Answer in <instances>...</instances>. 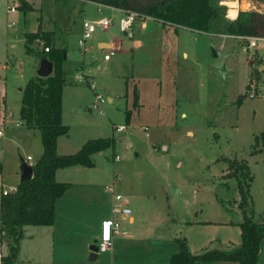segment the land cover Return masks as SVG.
I'll use <instances>...</instances> for the list:
<instances>
[{"label":"rangeland","instance_id":"obj_1","mask_svg":"<svg viewBox=\"0 0 264 264\" xmlns=\"http://www.w3.org/2000/svg\"><path fill=\"white\" fill-rule=\"evenodd\" d=\"M28 1L35 9L7 14L6 1L0 0V124L4 114L6 121L0 138V194L19 181L20 159L27 154L37 159L41 150L37 130L28 131L18 143L16 134L22 128L14 127L19 121L26 76L32 71L33 57L24 51L22 34L39 26L41 31L53 33V46L63 48L66 54L61 122L68 126V132L60 139V150L66 142L65 151L73 153L87 140L113 139V145L94 154L89 161L92 165L84 170L91 178L103 181V190L104 185L111 186L114 194L122 196L136 217L135 225L161 222L166 230L170 228L176 242V238H185L192 248L199 241H206L207 246L210 240L218 244L222 229L215 221L223 214L235 217L237 208H232L230 200H239L237 182L225 176L227 164L221 157L247 162L253 176L250 192L255 217L260 219L264 203V99L246 96L252 73L239 45L231 46L216 35L191 29L175 30L143 16L137 18L131 39L119 30V15L96 8L91 1ZM103 16L112 17L113 24L108 30L93 28L82 53L77 42L82 20ZM113 38L120 41L117 49L97 45ZM23 43L37 52L45 45L42 37ZM167 45L172 69L162 70ZM258 49L264 53L263 42ZM113 50L111 58L104 60ZM182 51L187 56L183 57ZM77 73L86 75L88 82L76 81ZM90 81L94 89H90ZM134 88L138 90L139 110L133 108ZM94 93L105 97L103 114L90 107ZM257 104L260 107L254 110ZM127 110L133 111L128 122ZM119 124L127 125L123 133L114 129ZM257 148L260 150L252 153ZM93 197L105 211L107 197ZM192 220L201 222L189 223ZM92 235L93 244L100 234ZM207 249H213L212 244ZM4 252L2 245L0 253Z\"/></svg>","mask_w":264,"mask_h":264},{"label":"trees","instance_id":"obj_2","mask_svg":"<svg viewBox=\"0 0 264 264\" xmlns=\"http://www.w3.org/2000/svg\"><path fill=\"white\" fill-rule=\"evenodd\" d=\"M95 4L116 9L135 11L139 15L153 18L162 24H170L177 29L186 27L208 34H227L245 37H264V10H239L229 12L225 17L226 6L222 0H87ZM264 4V0H257ZM20 11L32 10L30 4L21 0ZM237 12V11H236ZM42 37L43 47L48 51H35L24 44L26 53H33L38 58L43 54L52 62V73L46 77L30 78L22 89L18 115L24 127L39 132L41 153L32 163V176L29 180L18 181L13 191L0 194V245L5 252L0 255V264H14L24 225H51L54 219V201L68 187L67 182L55 179V171L73 165H83L90 161V156L111 145V138H96L85 141L75 152L58 154L56 140L66 135L68 126L61 122V94L64 83L62 62L65 50L52 44L50 32L37 28L35 32L24 34L28 43ZM138 90H133V108L138 106ZM132 111H126V121ZM264 136V132L262 133ZM258 140V137L256 138ZM227 164L226 177H233L237 182L239 194L238 207L242 211L240 244L231 249H204L193 254L185 238H176L179 245L177 253L170 257V264H192L195 261H235L238 264H261L259 259L261 240L264 237V207L260 219L255 217L253 197L250 192L253 176L244 159L221 157ZM1 172V162H0ZM264 191V186H263ZM264 199V198H263Z\"/></svg>","mask_w":264,"mask_h":264},{"label":"crops","instance_id":"obj_3","mask_svg":"<svg viewBox=\"0 0 264 264\" xmlns=\"http://www.w3.org/2000/svg\"><path fill=\"white\" fill-rule=\"evenodd\" d=\"M25 1H27L30 4L32 10L35 9L34 5L31 2H29L28 0ZM221 4L226 6L225 17L228 20H234L237 17L239 10H255V9L258 11L264 10V4L259 3L257 0H223L221 1ZM245 4L247 5L246 7H244ZM229 5L232 8H234L233 11H235L237 8L235 18L233 19L228 16ZM103 7L107 11H109L110 14L113 16L122 15L121 9H116L108 6H103ZM146 18L153 20V18L150 17H146ZM166 25H170V24H166ZM178 28L189 29L186 27H178ZM47 32L53 34L51 31H47ZM201 33H205V32H201ZM24 34L25 33L22 34V39H21L23 47H24L23 41H25ZM211 35H216L220 37L223 42H225V40L229 41L231 46H234L236 44L239 45L240 47V38L237 36L227 35V34H211ZM51 38H53V35L51 36ZM136 43L137 45H139L140 41H137ZM119 44L120 41L118 38L117 39L113 38L110 41H99V43H97V45H99L101 49H106V48L117 49ZM28 46H30V44ZM220 46L221 48H223L222 47L223 43H221ZM168 49H169L168 45L165 46V48H163V55H162L163 57L161 59L162 70H164L165 68H168L167 70L172 69L171 67L173 60L170 57H168V55H166ZM39 52L42 53V50H40ZM30 55L31 57H33L31 61L32 71H30L27 74L26 76L27 81L30 78L36 76L35 70L37 67V60H38V57L35 54L30 53ZM182 55L183 57L187 56V53L185 51H182ZM42 56L45 55L43 54ZM245 65L248 67L249 71L252 72L251 66L246 62V59H245ZM84 76L85 78H87L86 75ZM108 101L112 102L113 99L109 97ZM61 107H62V99H61ZM139 107L140 105L138 103V106L134 108V110H139L140 109ZM258 107H260V104L254 106V110H256V108ZM131 115H133V111ZM4 116L2 118V122L4 124L3 129L6 127L5 125L6 121ZM18 120H19L18 121L19 124L16 125L17 122H15L14 127L22 128L16 134L17 142L20 143L18 140H20L23 136H27L28 131L34 132L36 129H29L24 127L22 121L19 118V115H18ZM148 129L146 131H148ZM124 131H122V133ZM261 132H264V123L262 125ZM188 133L191 134L190 131ZM61 137H63V135L57 137L56 151L58 154L69 153V151H65V149L67 148L66 141H65L66 142L65 146H64V142H62V145L64 147L62 148V150H60L59 145L61 142L60 141ZM0 138H3V136ZM162 146L163 149H166L165 145ZM76 148H78V146ZM258 150L260 149L257 148L255 149V151L252 150V153L257 152ZM93 155L90 156V159ZM115 159H118L117 155ZM35 160L36 159L32 160L31 158L32 163ZM91 165H92L91 163L90 165H75L70 167L59 168L55 171V175H54L55 179L59 182H67L69 185L65 189L63 194L54 201L53 222L51 225H47V226H43V225L22 226V238L20 239L19 242L18 254L14 264H170V257L173 254L177 253L179 250V245L175 241V236L173 235V232L170 230V228L166 230L161 222H159L161 225L160 224H152L146 226L144 224L135 225L134 223L136 217L132 214L131 210L129 214L122 216L121 218V232L114 236L112 250L108 253H104L105 255L102 258L100 257L101 255L99 254L94 260L88 259V254L90 252V245H92V239H93L92 233L93 234L97 233V235L100 234L101 221L111 215L110 205L112 204L114 199L113 188L112 190L108 189V187L111 186L104 185V190H103V186H102L103 181H99L96 178H91V176L88 175L87 170H84ZM67 172H72V173L68 175ZM58 176L60 178H58ZM14 186H12V188H14ZM263 186H264V177H263ZM105 190L108 192H106ZM109 192H111L112 194H110ZM94 195H104L107 197L108 202L105 211H102L101 206L95 204L93 197ZM263 196H264V191H263ZM237 200L238 198H234L233 200H230L231 201L230 205L232 206V208L235 207L237 208V213L235 217H230L226 214H223L220 217V219L215 221L220 225L222 229L221 230L222 233L219 235V237L216 240L218 241V244H215L214 242L215 240H210L207 246L205 243L206 241H199V242H194L192 248L190 243V246L188 247L191 253L193 254L200 253L204 249L210 248L211 244L213 249L214 248L231 249L240 244L241 231L239 227V222H241L242 220V211L238 207ZM123 204L125 205L124 202ZM263 207H264V203L261 210H263ZM170 213H172V211H170ZM197 222H201V221H193V220L189 221V223H197ZM1 246L2 245H0V247ZM259 259H260V263L264 264V237L261 240ZM192 264H238V263L235 261L211 260V261H195Z\"/></svg>","mask_w":264,"mask_h":264},{"label":"built area","instance_id":"obj_4","mask_svg":"<svg viewBox=\"0 0 264 264\" xmlns=\"http://www.w3.org/2000/svg\"><path fill=\"white\" fill-rule=\"evenodd\" d=\"M5 12L12 13L18 9V4L21 0H5ZM97 8L101 9L103 5L96 4ZM256 10V9H255ZM139 15L135 11H126L122 10V15L118 20V27L121 32L126 34L127 37L133 38V26L135 25L137 18ZM146 17V16H143ZM12 22L8 23V26L11 25ZM113 24L112 17H100L96 20H82V29L81 35L77 40L81 52H85V44L86 41L90 39L93 28L99 27L102 30H108L110 26ZM264 43V37H245L240 38V49L246 55V62L251 66L252 74L247 82V92L246 96L253 98H261L264 99V53L259 51V43ZM43 51L47 52L48 47H43ZM114 54V50L106 53L104 55V60H109L111 55ZM76 81H85L87 82L85 76L82 73H77L74 76ZM90 89H94V84L92 81L89 83ZM106 102L105 97L101 93L93 94V101L90 104V107L94 110H97L100 114H103L102 105ZM19 122L16 123L18 125ZM3 122L0 124V137L3 136ZM115 131L122 132L126 129L125 124H119L114 126ZM148 129L147 126L144 127L146 131ZM30 166L32 165L30 156H25L23 158ZM15 188V187H14ZM11 188L8 190H1V194H7L14 190ZM109 190H112V187H108ZM130 213V209L126 207L122 202V196L120 194H114V199L111 204V215L101 221V231L99 237L95 240L94 247L97 255L100 253L110 252L113 247V238L115 235L121 232V218Z\"/></svg>","mask_w":264,"mask_h":264},{"label":"water","instance_id":"obj_5","mask_svg":"<svg viewBox=\"0 0 264 264\" xmlns=\"http://www.w3.org/2000/svg\"><path fill=\"white\" fill-rule=\"evenodd\" d=\"M52 72V62L48 60L45 56H41L37 60V67L35 70L36 76L38 77H46L49 76ZM86 165H90V162L88 161ZM32 176V168L31 166L24 161L23 159H20L19 162V181H26L29 180ZM97 257V254L95 252L94 244L90 246V252L88 254L89 260H94Z\"/></svg>","mask_w":264,"mask_h":264},{"label":"bare ground","instance_id":"obj_6","mask_svg":"<svg viewBox=\"0 0 264 264\" xmlns=\"http://www.w3.org/2000/svg\"><path fill=\"white\" fill-rule=\"evenodd\" d=\"M247 5L245 4L244 5V7H246ZM229 10H231V11H233L234 10V8H232L230 5H229ZM235 11H237V8H236V10Z\"/></svg>","mask_w":264,"mask_h":264}]
</instances>
